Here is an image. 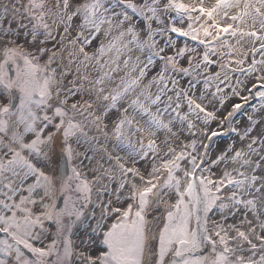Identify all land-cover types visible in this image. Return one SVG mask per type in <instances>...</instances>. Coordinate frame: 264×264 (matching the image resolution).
<instances>
[{
  "label": "snow or ice",
  "instance_id": "6c2138e0",
  "mask_svg": "<svg viewBox=\"0 0 264 264\" xmlns=\"http://www.w3.org/2000/svg\"><path fill=\"white\" fill-rule=\"evenodd\" d=\"M0 264H264V0H0Z\"/></svg>",
  "mask_w": 264,
  "mask_h": 264
},
{
  "label": "rangeland",
  "instance_id": "374dc122",
  "mask_svg": "<svg viewBox=\"0 0 264 264\" xmlns=\"http://www.w3.org/2000/svg\"><path fill=\"white\" fill-rule=\"evenodd\" d=\"M181 39H183V38H181ZM245 94H247V93H245ZM234 102H238V101H234ZM249 111H250V109H249ZM237 118L241 119L242 117L238 116ZM212 127H215V125L213 124ZM220 142L221 143H226V142H230V141H228L227 138H222V140Z\"/></svg>",
  "mask_w": 264,
  "mask_h": 264
}]
</instances>
